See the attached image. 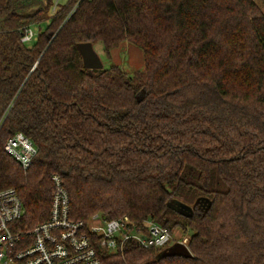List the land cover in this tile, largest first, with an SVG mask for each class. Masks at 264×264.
<instances>
[{"label":"trees","instance_id":"trees-1","mask_svg":"<svg viewBox=\"0 0 264 264\" xmlns=\"http://www.w3.org/2000/svg\"><path fill=\"white\" fill-rule=\"evenodd\" d=\"M27 27L38 29L30 46ZM82 43L107 57L127 43L143 68L87 70ZM2 116L0 191L15 190L23 225L48 219L56 175L73 221L126 216L188 234L190 257L130 240L102 264H264V12L254 0H0ZM16 132L37 148L26 171L3 151Z\"/></svg>","mask_w":264,"mask_h":264},{"label":"built area","instance_id":"built-area-1","mask_svg":"<svg viewBox=\"0 0 264 264\" xmlns=\"http://www.w3.org/2000/svg\"><path fill=\"white\" fill-rule=\"evenodd\" d=\"M37 36V27H27L21 42L30 46ZM3 151L23 171L31 167L37 155L35 145L21 132L6 140ZM50 183L48 219L33 228L21 222L25 211L15 190L0 191V264H102L104 252H121L130 240L144 249H161L170 243L187 244V237L175 240L167 229L155 223L145 221L136 225L126 216L108 219L93 214L85 221H73L61 178L54 175Z\"/></svg>","mask_w":264,"mask_h":264},{"label":"rangeland","instance_id":"rangeland-1","mask_svg":"<svg viewBox=\"0 0 264 264\" xmlns=\"http://www.w3.org/2000/svg\"><path fill=\"white\" fill-rule=\"evenodd\" d=\"M57 3L59 5H64L67 0H54V3ZM255 3L262 9L264 12V6L260 3V0H254ZM96 54L100 58L103 68L107 69L112 66L119 67L124 73L131 75L135 71H140L143 68V57L140 50L137 48L127 44L122 43L119 48L114 49L110 52V56L107 57L101 46L97 45L96 47H93ZM174 239L180 240L181 237H187L188 234L181 235V232L178 230L174 231ZM173 244L167 245L165 248L171 247ZM164 248V249H165Z\"/></svg>","mask_w":264,"mask_h":264},{"label":"water","instance_id":"water-1","mask_svg":"<svg viewBox=\"0 0 264 264\" xmlns=\"http://www.w3.org/2000/svg\"><path fill=\"white\" fill-rule=\"evenodd\" d=\"M78 52L81 56L82 63L85 69L87 70H102L103 65L96 54L92 44L82 43L77 45ZM145 96L144 90L137 96V102H141ZM199 204L200 206H205V211L210 207V201L208 199L197 200L195 205ZM161 257H171V256H181V257H190V253L186 246L181 243H175L171 247L166 248L160 254Z\"/></svg>","mask_w":264,"mask_h":264}]
</instances>
